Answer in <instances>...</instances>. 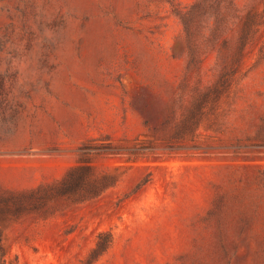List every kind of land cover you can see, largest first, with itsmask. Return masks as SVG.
<instances>
[{
    "label": "rangeland",
    "instance_id": "1",
    "mask_svg": "<svg viewBox=\"0 0 264 264\" xmlns=\"http://www.w3.org/2000/svg\"><path fill=\"white\" fill-rule=\"evenodd\" d=\"M239 47L229 91L185 137L201 149L153 140L144 116L182 135L199 118L191 87ZM103 142L122 149L93 155L105 180L19 198ZM100 232L112 242L94 257ZM221 252L264 264V0H0V264H215Z\"/></svg>",
    "mask_w": 264,
    "mask_h": 264
},
{
    "label": "trees",
    "instance_id": "2",
    "mask_svg": "<svg viewBox=\"0 0 264 264\" xmlns=\"http://www.w3.org/2000/svg\"><path fill=\"white\" fill-rule=\"evenodd\" d=\"M200 2L193 4L190 9L185 13L186 15L191 14L192 12L196 11L199 7ZM257 14L253 10H249L246 15L245 19L242 22V28H246L250 32H254V25H255V19L257 18ZM185 24V22H184ZM187 32V25L184 26ZM189 56L186 66V75L184 76L183 80L181 81V84L184 86L185 89L189 87L190 79L189 77L192 74V71L195 66V56H196V47H188ZM242 47H239L236 52H234L231 55L232 60L225 65L221 69V72L219 73L217 79L209 84V85H203V84H196V86L191 87V90L193 91V98H194V104L198 106L199 110V118L194 117H188L186 116L181 124L184 125L183 129H185V132L182 133V135H178L179 132V124H174V132L172 134H164V128H160L156 125H152L149 118L144 116V123L149 125L150 132L152 133V139L159 141V145H162L163 148L169 150V151H176L178 149H189V150H197L201 149V144L198 142L194 143H188L186 142V136L190 135L189 133L192 132V127L194 129L201 121L202 117L205 115H208L210 110H212L215 106L220 105V96L223 94H226L227 91L230 89L231 85V78L239 71V69L243 65V55H242ZM197 113H195L196 115ZM220 113L214 117V119H217ZM194 118V119H193ZM193 119V120H192ZM214 125L217 124V122L213 123ZM167 127V126H165ZM187 131V132H186ZM204 149V148H203ZM122 150L118 145L113 144L112 142H103L99 145H85L82 147V154L83 156L80 158L78 164L74 166L70 171L57 183L48 186V187H42L37 188L28 192H25L24 194L20 193L19 198L25 199L28 202H32L35 199H37L40 194L45 193L49 195H56V194H64L68 193L70 194H76L80 190L83 191V189L79 190V183L80 181H83L82 183H86V185H89L93 183L95 180L99 179L105 180L107 176L105 174L99 173V175H96V170L98 169L96 165L94 164V154H113V153H119V151ZM124 150V149H123ZM138 149H129V153H136ZM87 192H90V189L85 190ZM112 242V237L110 234H106L104 232H100L97 235V240L95 242V246L92 249L90 255L97 257L100 255ZM226 253L221 252L219 253V256L216 258L219 259L218 264H224V257ZM215 262V264H216ZM225 264H229L228 261H225Z\"/></svg>",
    "mask_w": 264,
    "mask_h": 264
}]
</instances>
